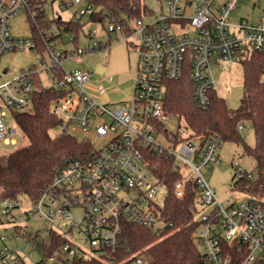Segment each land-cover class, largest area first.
<instances>
[{"label":"built area","instance_id":"obj_1","mask_svg":"<svg viewBox=\"0 0 264 264\" xmlns=\"http://www.w3.org/2000/svg\"><path fill=\"white\" fill-rule=\"evenodd\" d=\"M148 1L159 3L161 11L149 8ZM243 1L144 0L146 7L142 8L141 17L126 22L112 17L99 20L107 40L97 39L98 30L90 29L85 34L89 39L86 48H63L46 30L45 54L50 63L44 69L51 84H43L65 92L51 104V112L61 118L58 132L73 134L71 130L76 128L82 134L80 139L89 140L94 146L95 139H105L106 143L101 148L95 147L90 155L65 159L57 167L49 188L30 201L31 207L22 208V198L2 200V214L7 222L19 227L15 228L16 237L26 235L27 225L23 222L34 214L49 224L47 233L54 231L62 236L64 241L52 256L35 264H74L76 259H100L103 264H148L139 254H132L127 262L116 261L115 250L121 243L126 221L157 235L165 234L172 225L162 216L163 205L155 201L166 185L154 173L158 163L151 161L153 154L172 156L176 169L186 170L184 177L174 183L176 197H183L188 176L196 179L199 202L208 207L199 214L202 225L195 237L208 263L232 264L226 248L234 242L247 248L243 264L264 259V205L252 196L219 200L202 168L218 161L222 142L213 136L202 147L191 138L177 142L175 133L184 132V128L180 123L176 129L172 128L174 117L165 107L166 82L179 79L187 65L194 82L195 103L206 109L211 104L212 93H217L214 64L241 62L255 52L264 53V8L256 21L241 17L238 23L232 22V14ZM75 3L85 6L75 11L74 18L90 17L96 12L85 0L63 1L62 6ZM47 5L48 0H41L42 8L46 9ZM22 11L34 16L37 10L31 9V0H0V56L8 49L28 47L38 51L34 38L18 39L12 35L10 21ZM112 34L124 35L127 41L133 36L137 38L136 42L131 41L138 53L133 95L116 102L122 103L117 107L91 96L85 87L90 71L67 70L63 66L76 54L107 46ZM35 74L43 82L40 71L31 68L0 84V140L5 145L16 144L19 133L10 110L5 107L20 110L31 107ZM242 129L245 126L239 123V130ZM245 175L246 170L238 167L236 179ZM132 190L137 194L133 199L128 196ZM74 207L83 209L79 220L71 214ZM68 221L72 225L64 231ZM75 230L90 244L92 254L70 236ZM6 238L0 236L3 243L0 264H28L18 249L4 242Z\"/></svg>","mask_w":264,"mask_h":264},{"label":"trees","instance_id":"obj_2","mask_svg":"<svg viewBox=\"0 0 264 264\" xmlns=\"http://www.w3.org/2000/svg\"><path fill=\"white\" fill-rule=\"evenodd\" d=\"M61 2L67 0H60ZM96 8L88 21L98 22L112 17L126 22L142 16L144 0H85ZM41 0H31V9L37 10L34 16L27 13L32 34L38 51L42 55L47 50V39L59 38L63 43L67 33H72L73 42L83 31L82 17L63 19L61 16L50 20L46 9L40 6ZM52 22L56 23L58 33L50 32ZM244 68V94L238 108H229L224 98L212 93V101L208 108H199L193 97L194 82L188 65L177 80L166 82L165 107L169 114L178 118L184 132L175 133L176 141L191 138L202 147L210 136L221 142L234 141L240 143L244 154L256 161L257 176L246 170V175L236 179V188L254 197L264 205V53L255 52L242 59ZM35 88L31 92L32 105L27 110L10 108L20 136L28 140L23 146L19 141L12 149L0 152V201L16 199L22 196L30 201L38 199L47 190L56 176V170L65 159L90 155L95 146L89 141L79 139L76 135L65 132L54 134L61 124V118L51 112V104L65 92L45 87L40 75H34ZM182 120L184 121L182 125ZM250 121L253 124L256 143H246L239 130V123ZM188 131L187 133L185 131ZM186 133V134H185ZM151 161L157 162L155 175L166 185L167 195L161 212L163 218L172 225L165 234L157 235L151 230L126 221L123 224L121 243L115 250L116 261L127 262L132 254L142 255L148 264H210L202 253L195 237L202 221L200 214V188L193 176L185 179V193L178 198L173 193L176 180L184 177L185 171L176 169V161L172 156L151 155ZM0 215V224L2 222ZM19 229L18 226L15 227ZM26 238L39 249L44 258L52 256L56 248L64 241L54 231L41 236L40 233H26ZM232 258V264H243L247 248L240 243H231L226 248ZM100 259H76L74 264H103ZM255 264H264L259 259Z\"/></svg>","mask_w":264,"mask_h":264},{"label":"rangeland","instance_id":"obj_3","mask_svg":"<svg viewBox=\"0 0 264 264\" xmlns=\"http://www.w3.org/2000/svg\"><path fill=\"white\" fill-rule=\"evenodd\" d=\"M220 1V0H219ZM148 7L155 9L156 12L161 11L159 3L154 1H148ZM84 3H75L71 6L64 7L60 0H48L46 7V14L50 20L55 19L57 16H61L67 20L73 17V14L80 7H84ZM262 8H264V0H244L237 8L236 12L232 14V22L238 23L241 17H246L249 20L256 21L262 14ZM84 23L83 31L80 32L76 43L73 42L72 33H67V42L63 43L59 38L56 39L58 44L63 48L75 49L86 48L89 44V39L85 34L90 29H97V39L104 38L107 40V34L104 32L102 22L88 21V16L82 17ZM10 29L13 37L18 39L32 38V29L29 22L26 11H22L16 14L10 21ZM50 32L58 33L56 29V23L52 22V27L49 28ZM126 36L121 34H112L111 40L107 46L98 48L94 52H85L82 54H76L75 57L67 59L63 66L67 70L81 69L90 71V77L85 83V87L93 98L99 102H110L112 106L117 107L122 103H116L121 100L129 99L133 95L135 77L138 69V53L137 49L131 43L136 42L135 36L127 41ZM44 60L46 62H44ZM50 60L48 55L45 57L40 51L36 49H30L28 47L17 50H5L0 56V84L6 80L12 79L15 75L21 74L23 70L34 68L40 71L43 83L46 85L51 84L50 75L45 71L46 64H49ZM105 68L104 72H99V67ZM213 70L217 79V94L224 98L229 108L236 109L241 104V99L244 94V68L240 61L233 63H225L221 65L214 64ZM228 87L231 88L228 91ZM5 107V106H4ZM7 111L8 108L5 107ZM179 119L174 118L172 120V128L176 129L179 126ZM184 121L182 120V125ZM243 125L245 129L240 130V134L243 140L249 145H255L256 135L252 122L244 121ZM79 139L82 138V134L76 128L71 130ZM188 132L187 130L185 131ZM54 134L58 133V129L53 131ZM185 133V134H186ZM18 146H23L28 143V140L20 136L18 133ZM95 147L101 148L106 143V140H94ZM167 144V141L164 140ZM11 146H6L0 140V152L12 149ZM256 161L253 157L244 154L242 145L234 141H224L219 150L218 161H214L211 166H204L202 173L208 180L209 184L216 191V195L219 200L224 202L227 198L246 199L250 197V194L236 188L233 183V176L236 173L238 167L243 168L252 173L253 177L257 176L255 171ZM166 189L161 190L157 197L156 202L164 204L166 199ZM130 198L137 196L135 191L128 193ZM20 206L22 208L31 207L28 197H21ZM208 206L199 204L200 211H203ZM2 202L0 201V215L2 222L0 224V236L6 235L7 238L4 242L13 249H18L21 252L22 257L28 264H35L44 258L43 253L37 249L26 236L19 235L16 237V230L13 225H10L5 215L2 214ZM73 218L79 220L83 216V209L80 207H74L71 209ZM199 217V215L197 216ZM27 225V233H40L41 236L47 235V228L49 224L41 218L38 214H34L26 221L23 222ZM72 225L70 221L65 223L64 231ZM13 234V237H9ZM77 243L81 245L89 254L93 253L90 244L83 241L82 237L76 230L71 234ZM0 240V246H2ZM49 264H62V263H49Z\"/></svg>","mask_w":264,"mask_h":264},{"label":"crops","instance_id":"obj_4","mask_svg":"<svg viewBox=\"0 0 264 264\" xmlns=\"http://www.w3.org/2000/svg\"><path fill=\"white\" fill-rule=\"evenodd\" d=\"M104 71H105V68H104V67H102V66H100V67H99V72H101V73H102V72H104Z\"/></svg>","mask_w":264,"mask_h":264}]
</instances>
